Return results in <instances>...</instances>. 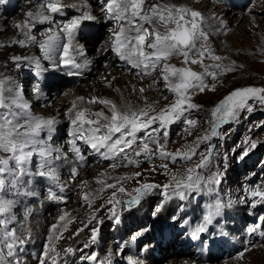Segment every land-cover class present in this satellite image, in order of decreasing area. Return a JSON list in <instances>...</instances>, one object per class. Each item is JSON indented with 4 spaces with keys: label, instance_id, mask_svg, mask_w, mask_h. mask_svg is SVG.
Segmentation results:
<instances>
[{
    "label": "rangeland",
    "instance_id": "rangeland-1",
    "mask_svg": "<svg viewBox=\"0 0 264 264\" xmlns=\"http://www.w3.org/2000/svg\"><path fill=\"white\" fill-rule=\"evenodd\" d=\"M148 1L150 2L148 3ZM228 1L229 0H147L143 3L141 14L150 15L151 8L154 5L159 7L158 9L162 11L168 6H175L173 9L174 14L176 9L183 7L188 10V12L184 14L185 19L191 20L190 11H199L201 17L198 18V23L200 24L201 30L206 33L207 39L201 38L197 43V48H200L201 45H203L206 51L202 58L198 53H195V51L190 52L187 63H185V58L182 54H173L167 59V61L161 60L155 68L157 72L154 74V77H151V74L147 75L143 66L136 68L128 64L127 61H122V63L119 62L120 64L116 66L111 64L110 61L108 64L110 68L119 69L122 65L124 72L129 74L125 79L118 77L120 79L114 86L110 82L111 79L106 82L118 91L119 95L117 96L116 90L113 88L115 96L117 97L115 99L116 101L117 99L119 100V105H123L127 108L125 111H118L130 115L133 112L142 109L147 112L149 116H155L161 110L170 107L176 102L179 97L175 92L166 87V82L163 80L162 69L165 62L174 65L177 68L187 67L191 71L198 73L202 77L204 91L200 92L198 87L190 88L186 93V96L188 97L187 103H194L197 105V108L188 109L186 103L184 105L185 111L180 118L176 119L170 125H166L162 130L160 129L159 121H157L152 125V128L158 129L155 135H151V129L138 132L134 143L127 152V159L125 158L124 160L116 162L102 159L93 164V167L89 170L77 171L76 176H74L73 169L69 170V172H64L61 181L67 187L69 196L71 197L70 199L68 198L66 202L63 201L64 203L61 202L55 207H53L55 204L51 205L52 203H48L45 207L41 206L42 209L36 208L37 210L35 209L36 213L33 214L34 216L32 215L29 217L26 208L17 207V204L20 202L25 203V201L29 199L30 194L27 190L22 192L29 183L36 184L39 187V185L33 181L34 178L30 177L28 174L32 171L38 174L40 171H44L45 174H52L51 176L54 177L56 176L53 173L54 166L51 163H47L43 168H35V165L32 166V164L37 162L35 158L37 153H35L29 159V164L31 163V166L27 167V169L33 167L32 170L26 171L27 173L24 175L22 173L19 181H17L13 174L20 175L19 168H23V165L18 166L14 160L9 159L13 155L12 153L4 152L0 149V158L9 159L8 165H0V167L4 166L11 171L16 170L12 175V172H9V178L6 176L4 177L3 172L0 173V179H4L5 181L3 190H0V198L12 202L10 210L7 212L9 217V219L6 220L9 225L8 230L0 225V255L3 261L2 264H12V261L15 260V258L12 259V257L7 256L8 249L6 244L12 242V240H5L4 233L6 231L14 232L15 236L19 239H23L24 237L29 238L30 236L34 237L36 234L19 230L26 220L27 222L40 220L42 219V215L48 214L49 220H51L49 222H52L54 219H52V217L55 216V213L62 208V206H70L74 202L81 205L80 208L82 207V210L77 212V214L68 216L67 222L65 221V227L59 232L55 243L51 247H48L46 241H43V252L49 250V253L46 254L47 256L59 255L65 250L70 242L75 240L76 237L81 236L77 241L79 244L82 243L81 239L86 236L88 232L91 237L90 233L94 228H91L89 226L90 223H86L84 219L91 215L94 209L82 206L87 200L85 197H89L88 202L86 201L87 204L91 205L90 203H92L95 207H99L98 210H96L97 212L95 215L100 219L95 220V228L97 227L96 230L98 231L97 234L99 235V238H103V249H108L104 248V246L107 243H110L109 239L113 234L112 229L115 220L120 218L123 219L125 227L124 229L120 228L119 232L124 230L123 235H127L131 229L133 231L141 225H148L151 217L155 218L163 215L170 218L172 215L171 213L176 211L178 205H189L188 200L185 201L184 197L189 198L190 196L194 198H207L209 196L211 200L210 203L215 202L212 204H220V214H223L224 212L225 214L217 217L225 216L228 220H234L235 218V221H229L228 224L229 228L238 227L233 229V231L242 230L247 223H254V226L260 225L259 228L264 230V207H259L257 208L258 210H256L254 209L255 205L253 204L254 202H261L264 198H261L260 200L259 196L252 198L251 195V193L256 190L264 191V104L260 103L258 99H250L248 104L252 108L251 112L246 109L240 110L236 117H229L227 120L220 119V112H223L224 109H220V112L216 111L219 102L228 96L233 90L246 87L264 88V0H231V4L229 3L230 1ZM16 2H19V0ZM32 3L35 5L38 2ZM145 3L150 8V13H143L146 7ZM27 5H29L27 9L31 7L30 4ZM224 5L229 6L226 7L228 9V11H226L232 15L230 22L227 24H223L221 21L222 12L225 11ZM22 8L23 7H20L16 13L13 12L6 15V17L10 20L15 19V22L18 21L19 23V20H17L18 15L16 16V14L20 15V13H22ZM235 9H237L238 12H234ZM20 10L21 12H19ZM241 13H244L246 18H243L246 19L248 23L251 21L254 23L249 32L241 29L240 24L242 23V20L237 17L238 14ZM164 14H167L166 11H164ZM57 19L59 21L61 20L59 18ZM141 23H143L144 28H147L149 32V35L145 40V50L151 52L152 49L147 48V45L151 44L154 40V35L152 34L153 30L159 29L163 32L164 24L156 18L153 19L152 23L141 22L138 17L135 18L134 26ZM250 24L248 25L250 26ZM42 25V23H38L33 26V29H39ZM110 25L112 27L116 26L115 24L108 22L104 23L103 27L106 29V27H109ZM176 27L177 24L175 22H170L168 24V28L170 29H175ZM105 34L106 30L104 31V28L102 31L95 33V36L91 40V51L97 52L99 50L98 48L101 46V40L105 37ZM135 35L136 33L133 34V36ZM7 44L8 43L5 45L7 46ZM16 48H21V45ZM21 50H24V48H21ZM12 55L11 60H9V57L7 58L8 64L10 62L13 63L16 59L14 52H12ZM214 56H218L220 59L215 60L212 58ZM192 59H199L201 62L193 64ZM107 61L108 58L101 60V65H106ZM30 62L27 66L24 65L27 71H20L26 79L32 74V71L37 64V61L35 60H30ZM12 71L13 70L11 69V72ZM44 72L49 75H47L45 80V82L48 83L51 75L54 74V71L47 69ZM212 73H215V76H213ZM151 78L158 80L156 87H158L159 95L153 96L152 89L147 87L148 79L151 80ZM87 80L88 78L82 80V82L80 80V82L85 85ZM71 81L72 79L67 80L66 83L68 84ZM177 82L178 78L171 77L167 83L175 84ZM27 83L29 84L28 81L26 84ZM194 83L198 84L199 82ZM4 87L5 83L3 85V88ZM31 87L34 89L36 88L32 85ZM100 87L103 90L105 89V91H103V93L100 92L99 96L105 99L103 94L106 93V90L108 91L111 88H107L104 83H101ZM38 89L39 91H42V88ZM141 89H143V91H141ZM123 91L130 95V101L125 100L123 97ZM61 92L62 89L58 90L57 94ZM28 94L29 93L26 95L29 96ZM51 96H54V94ZM3 97L4 103L7 107H0V116L7 115L9 118H12L10 114L16 113L17 115L15 119L20 125H22L19 131H28V113H24L22 110H12L11 107L16 105L13 103V101L15 102V99L6 97L4 94ZM108 101L112 102V100ZM112 104H103L100 109L86 112V117L93 120L97 119L94 115L95 113H103V116L99 118L100 125H94V127L111 123V119L114 115ZM117 107L118 106L116 105V110ZM41 109L43 110V108ZM33 110L34 112L32 111V115L34 116H38L39 113H41V111L36 108ZM201 112L205 114L206 118H201ZM62 113L63 114H60V117L62 118L51 119L54 121L51 128L41 131L37 138L40 141L42 150L47 151L48 153L50 147L63 143V140H67L68 138V134L67 136L64 135L74 130V126L71 124L70 120L74 119L76 114L70 116L64 112ZM51 115V118L55 116L54 113H51ZM188 120L195 121V123L189 125L186 123ZM30 127L31 126H29V128ZM119 137L120 133L113 134L112 141ZM126 139H132V137L128 136ZM137 143H140V145L135 147ZM144 144H147L149 149L145 154L144 152L141 153V151L144 150ZM252 144H255V147H252ZM28 147L29 148H26V151H31L30 146ZM161 147H163V150L166 153L175 154L179 152L181 153V156H183L184 153H189L190 158L188 160L177 158L173 161L171 156L160 155L159 149ZM67 151H69V148L66 145H62L59 150V155L64 158ZM89 151V148H87L86 153ZM245 151H247V155H243ZM136 153L141 154L136 155ZM242 155L243 158H241ZM203 157H208L207 162L204 167L197 168V165L200 164ZM129 158L131 160L134 158L132 160L133 163H128V160H130ZM13 165L19 167L18 170ZM105 168H108L107 171H104ZM189 169H195V172L192 173V175H198L200 177L201 185L198 190L189 191L184 189L185 195L181 198L175 191H173V188L176 180L187 178L189 175ZM137 173H139V175H137ZM213 180H218L219 182L211 183ZM13 181L16 182L15 185L13 184ZM145 184H151L154 185V187L146 190V193L143 192L139 194V200H142V204L141 202H134L129 205L127 201L133 200V198L137 196L136 189ZM111 185H114V187H111ZM165 185H168L167 189L164 188ZM120 188H123L124 192H120ZM29 189L32 190V188ZM158 189L164 190L165 194H167L166 196L170 197L173 195L174 197V202H171L172 207L169 210H166L167 212L160 210L161 206L164 207L165 196L162 197L161 195L154 194V191ZM40 192L43 194L42 190L39 189V192L32 195H35L33 196L35 201H40L42 203ZM114 192L116 193L115 200L113 203H109ZM146 195L147 197L150 195L148 201L147 197L145 198ZM42 198H44V196H42ZM245 201H248V203L240 206L235 204L244 203ZM193 203L195 204V202ZM193 203H191L192 208L195 207ZM197 204L200 205L199 202H197ZM47 205L50 207L47 208ZM231 206L235 207L237 212L236 210L234 211ZM195 210H197V208H195ZM178 212L181 213V210H178ZM235 213H237L240 218H238ZM143 215L147 216L143 217ZM184 215H187V212ZM132 216L134 218L137 217L139 221H133ZM158 219L156 223H159L160 219ZM181 219V217H178L179 221H181ZM203 219H205V217H203ZM202 220L198 222V224H200ZM67 223L70 226H68ZM179 223L180 222H178V224ZM147 225L146 228L148 227ZM230 225H232V227H230ZM118 227L119 226L116 227L115 231L118 230ZM119 232H115V235L113 234L114 238ZM139 233L140 231H138V234ZM240 240H242V238ZM241 243H243V241ZM250 243H252L250 244V247L247 246L246 248L242 247L240 250L237 249L228 257L226 255H219L217 258H212L209 261L199 260V263L242 264L246 261H250V264H264V260L261 262L258 260L252 261L261 248V252H264V246L259 248L256 246L257 249L255 247V242ZM116 244L117 245L114 247L113 251L117 250V246L119 248L118 241H116ZM89 245L87 247L88 249L92 246L89 247ZM252 245L253 247H251ZM93 250L94 248L92 251ZM167 251L168 252H163L161 254L157 264H167L168 259L166 258L169 255L173 254L176 256L174 252ZM182 251L183 252L179 253L180 255L176 256L177 259L190 256L192 253L188 248ZM243 251L245 252L243 255L247 257H244L243 255H240V258L234 257L239 252L242 254ZM187 253H189V255H187ZM231 256H233V261L230 260ZM239 260L240 262L238 263Z\"/></svg>",
    "mask_w": 264,
    "mask_h": 264
},
{
    "label": "bare ground",
    "instance_id": "bare-ground-1",
    "mask_svg": "<svg viewBox=\"0 0 264 264\" xmlns=\"http://www.w3.org/2000/svg\"><path fill=\"white\" fill-rule=\"evenodd\" d=\"M145 1L147 0H144V2ZM25 2H27V0H23L21 3H19V5H23ZM32 2H37V1L28 0V4H30L32 8L30 7L27 9L29 5H25L21 9L22 13H20V15L16 14V16L18 15L17 20H19V23L18 21L15 22V19L13 20L8 19L6 15H9V13H0V78L1 80H4V83H5V87L3 88V94L6 97L15 99L14 103L16 105L11 107L12 110L16 109L19 111L22 110L24 113L27 112L29 123L36 121V120H40V119H43V120L61 119L62 117H60V114H63L62 112L70 116H73L74 114H76L78 111H81V110H86V112H92L93 110L100 109L102 107L103 103L99 102L102 100H112L115 108H116V105L118 106L117 110L125 111L127 108L124 107L122 104H121L122 106H120L118 99L116 101L115 98L117 97L115 96V91H114L115 88L112 87V85L114 86L120 78L121 79L127 78L129 74L127 72H124L122 65L120 66L121 68L119 69H113V68H110L108 64L110 61H111V64H114L116 66L120 64L119 62L122 63V61H120L118 57H116L115 54L111 52L109 49L111 48V41L113 39L112 34L115 31L119 30L120 24L126 25V21L117 22L115 20H111V21L108 20V13L105 9L107 0H103V3L98 2V0H58L57 2H55V3H58L60 6V11H58L57 13H52L51 10L48 8V5H43L41 3H37L34 5V3ZM149 2L150 1H148V3ZM226 7H229V6L224 5L225 11L222 12V17H221V21L223 22V24H227L228 22H230L231 20L230 18L232 16L231 14L227 12L228 9ZM19 9L20 8H17L13 12L16 13ZM21 10L19 12H21ZM30 11L33 13L32 17L27 16V13ZM149 11H150V8L146 5L145 11L143 13H150ZM235 11L238 12L237 9H235L234 12ZM84 16H91L92 18L91 19H81L79 26L74 30L72 38L71 40H69L67 33H64L62 31L63 25L68 23L73 18H77V17L82 18ZM43 17H47V19H44ZM237 17L242 20V23L240 24L241 29L242 30L244 29L247 32H249V30L252 29L251 27H253L254 23H252V21L250 22L251 24L248 23L246 19L243 18L245 17L244 13L238 14ZM57 18L61 20L59 21ZM26 21L30 27H25ZM108 22L113 23L116 26L112 27L110 25L109 27H106L105 29V27H103V24L108 23ZM38 23H42L43 25L39 27V29H33V26ZM248 24H250V26ZM17 25H20L21 27L18 28ZM91 26H96L97 33L98 31H102L103 28H104V31L106 30L105 37L101 40L102 41L101 46L98 48L99 50L97 52L91 51V48H92L91 40L95 36V34H93L89 38H85L81 35L82 27H91ZM134 33L135 32H132L131 35H133ZM49 36L55 37V39L51 42V47H49V43H48ZM29 37H31V39H29ZM19 40L25 41V44L21 46V48H24L25 51L21 50V48H16L17 46L20 47V44L18 43ZM6 43H8L7 46L5 45ZM65 43L69 44V57L72 58L73 63L80 65V68L74 71H67L66 70L67 66H72V65H64L62 62L63 44ZM12 52H14L15 58L18 57L19 59L18 60L15 59L13 63L10 62L8 64L7 58L9 57V60H11L13 56ZM9 53H10V56H9ZM105 58H108L106 65H103V64L101 65V60ZM30 60H35L38 62L39 68L37 69L40 70L41 73H44V75H41V77H44L45 80L48 74L45 73L44 71L47 69L54 71V74L51 75L50 77V81H48V83L45 82V85L42 87V91H36L37 88L34 89L31 87V84H28V83L26 84L29 77H27L26 79L23 73H20V71H24V70L27 71L24 65L27 66ZM11 69L13 70L12 72H11ZM156 72H157L156 69L149 68L147 70V75H149L150 73L152 75L151 77H154V74H156ZM86 78H88V80L86 84L83 85L84 83H81V82L82 80ZM55 79H57V82L55 81ZM68 79H73V82L71 81L70 83L67 84L66 81ZM109 79H111L110 82L112 83V85H108L106 83ZM157 82L158 80L156 79L155 80L152 78L151 80L148 79L147 87L152 89L153 96L159 95L158 87H156ZM101 83H104L107 88L109 87L111 88L108 91L106 90V93L103 94L105 96V99L99 96L100 92L103 93V91H105V89L104 90L101 89L100 87ZM61 89H62V92L57 94L58 90H61ZM27 93H29L28 94L29 96L26 95ZM116 93L118 96L119 93L117 90H116ZM52 94H54V96H51ZM123 97L125 98L126 101H130L129 100L130 95L124 91H123ZM93 98H97V102H92ZM20 105H27V108L19 107ZM105 105H108V104H105ZM34 108L41 111V113H39L38 116L32 115V111L34 112L33 110ZM41 108H43V110ZM51 113L55 114L53 118H51L52 116ZM44 130H48V128L41 129V131H44ZM78 139L77 141H79ZM83 143L84 142L78 143V145L81 146L82 149H83ZM62 145L63 143H61L60 145H54L50 147L49 153L47 152V155H41L42 148L40 146V143L37 144L35 147L29 145L31 151H33L34 153H37L36 154L37 156H35V158L37 161L36 163L38 164L35 163V164H32V166L35 165V168H38V167H41V165L45 167L47 163L53 164L54 166L53 173L56 175V177L60 181L62 180V176H64L63 175L64 172H69V169H73V172H76L78 170L85 171V170L91 169L93 167V164L97 162L96 160H91L90 164H88L87 166L79 167L78 161L76 160V156L74 155V153L67 152V154L65 153L66 155H64V158L59 155V150L61 149ZM90 152L91 151H89L88 153ZM29 162L30 161H28L26 164H23V168H19L13 165L17 170L19 168L20 175H17L14 173L16 170L11 171L9 168H5L3 166L5 168V171L3 172L4 177L6 176L7 178H9L10 177L9 172L11 171L12 172L11 175L14 173L13 176L15 177L17 181H19V178L22 176V173L24 175L27 173L26 171L32 170L33 167L24 169V167L31 166L30 165L31 163L29 164ZM107 169L108 168H105L104 171H107ZM29 188H32V190H30ZM25 190H27L30 196H33L32 194L39 192V187L36 184L29 183L22 192H24ZM154 194L161 195L162 197L165 196V202H164L165 204L163 205L164 207L161 206L160 210L166 211L172 207L171 202H174L173 195L170 197L166 196L167 194H165V191L161 189L154 191ZM148 196L150 197V195ZM146 197L147 195L145 196V198ZM149 197H147V201ZM32 198H30L29 201L24 200L25 203L20 202L19 204H17V207H21V208L24 207L27 209V212L30 211L29 217H31L34 213H36L34 210H32L33 206L37 208L41 207L39 205V202L33 200ZM88 198H85L87 199L86 200L87 202H88ZM259 198L261 200V197ZM55 200H60L62 202L64 201V199H59L57 197H45L42 201V205L43 204L46 205L48 203H54ZM86 201L83 203L82 206H86L87 208H92L94 210H93V213L85 217L84 220L86 223H90L89 226L91 228H94L96 230L97 227L95 228L96 226L95 220L100 219V218H98V216L95 214L97 212L96 210H98L99 207H95L92 203H90L91 205H89L86 203ZM140 202L142 204V200ZM247 203L248 201H245L244 203H238V204L235 203V204L240 206V205L247 204ZM253 204L255 205L254 209H257L259 207L260 208L264 207V199L261 202H254ZM215 205L216 204L211 205V212H210L211 221L213 223H215L216 221L214 219V216L217 215V209L215 208ZM80 206L81 205H78L75 202L72 203L70 206H65V207L62 206V208H60L55 213V216L52 217V219L54 218L52 222H49L51 220H49L48 214L42 215V219L40 220H32L30 222H27L26 220L24 224L21 226V228H19V230L22 232L26 231L28 233L36 234L37 237H35L34 245H36L37 241H40V244L43 241H46V244L48 245V247H51L55 243L56 237L59 234V232L65 227V224H66L65 221L67 222L68 216H72L74 214H77V212L81 211L82 207L80 208ZM232 208L234 211L236 210L237 212V209L235 207H232ZM238 211H239V208H238ZM62 215L65 216V219L59 220V217H61ZM220 215H223V214H220ZM235 215L238 218H240L237 215V213H235ZM133 216H132L133 221L138 220L137 217L134 218ZM145 216L147 215H143V217ZM206 216L207 215H204V217ZM226 222H227L226 229L230 230L233 228H237V227L229 228V225H228L229 221L226 220ZM167 224L176 225L177 230L178 228H180V223L178 225V222L175 220H171L167 222ZM53 225H56L55 229L52 228ZM192 225L196 229L200 226H204L206 229L209 227H212L208 223H205V219H203L200 224H198V222L197 223L192 222ZM253 225L254 223L248 224L244 228L243 232L241 233L246 234V238H250V239L253 238V241L256 243L255 247L257 246L259 248L261 246H264V241H263L264 235H261V233L264 232V230L258 228L256 231L250 233L248 229L252 228ZM68 226L70 225L68 224ZM142 227H144V225L137 227L140 229H137V228L134 229L131 232V234H129V236L138 237V236L148 234L146 229ZM230 227H232V225H230ZM119 231L120 230H118V232ZM138 231H140L139 234H138ZM92 232L90 233L91 237L88 232V234L81 239L82 243L79 244L77 242L78 239L81 238V236L76 237L75 240H73L70 243V246L73 249L74 253H76L77 255H82L83 260L86 257H88V255L90 254V249L87 248L88 245L89 244L95 245V244H98L99 241L101 242L103 240L102 237H100V239L98 238L99 237L98 234H96L95 238L93 239ZM96 232L98 233L97 230ZM238 235L239 234H236L235 237ZM31 237L32 236H30V238L26 237V239L28 240L33 239ZM109 241L110 243H107L104 246V248H108V249H103V246L97 247V251H93L92 253V255L95 254L96 261L98 264H129L130 260L137 261V264H157L158 263V261L150 262L148 259L138 260L135 257L125 253L124 249L122 250L118 249L116 251H113L116 245L113 235L111 236ZM147 241L149 242L150 240H147ZM144 243H146V241ZM150 244L153 245V243H150ZM178 244L180 248L176 247L178 251L177 250L174 251L176 256L180 255L179 253L183 252L182 250H186L187 248L192 253L190 254V256H186L181 259L180 258L177 259L176 256L171 254L166 258L168 259L167 264H201L199 263L200 259L196 256V253L193 252L192 249L190 248L191 246L189 247L188 245H186V239L179 241ZM248 246L250 247V245ZM251 247H253V245ZM261 249L252 261L258 260L259 262H261L264 260V252H261ZM45 253H49V250H47L46 252H43L42 254L40 253L39 254L40 257H47V258L50 257V256H46ZM62 253H65L66 260H69L71 256H73L72 252H69V251H63ZM244 253H245L244 251L242 252V254L240 252V254H237L234 257L240 258L241 257L240 255H243ZM229 254L227 256H229ZM187 255H189V253H187ZM244 257H247V256H244ZM0 260H2L1 255H0ZM230 260L233 261V256L230 257ZM246 260H249V259H246ZM239 262L240 260L238 261V263ZM249 262L250 261H246L245 263H242V264H250ZM26 264H29V263H26ZM228 264H231V263H228ZM234 264H237V263H234Z\"/></svg>",
    "mask_w": 264,
    "mask_h": 264
},
{
    "label": "snow or ice",
    "instance_id": "snow-or-ice-1",
    "mask_svg": "<svg viewBox=\"0 0 264 264\" xmlns=\"http://www.w3.org/2000/svg\"><path fill=\"white\" fill-rule=\"evenodd\" d=\"M98 2L103 3V0H98ZM144 3V0H107L105 9L108 13V20L126 21L125 24L119 25V30L115 31L112 36L111 52L115 54L120 61H127L128 64L133 67L139 68L143 66V69L147 72L149 68L155 69L161 60L167 61V59L173 54L180 53L185 58V63L189 59V53L195 51L202 58L205 55L206 49L201 45L200 48H197L198 41L207 39L206 33L201 30L200 24L198 23V18L201 17L199 11H191L190 16L191 20H186L185 15L188 10L180 7L175 10V6H168L164 11L158 9L157 6H152L151 14H141V7ZM48 8L52 13H57L60 11V6L58 3H50ZM28 17H32L33 13L30 11L27 13ZM139 18L141 22L152 23L153 19L156 18L158 21L163 22L164 31L161 32L159 29L153 30L154 40L151 44L147 45V48L152 49L151 52L145 50V40L149 35L148 29L144 28L143 23L134 25L135 18ZM47 19V17H43ZM91 16H84L82 18L77 17L71 19L68 23L63 25L62 31L67 33L69 40H71L74 30L79 26L81 19H91ZM170 22H175L177 27L175 29L168 28ZM17 27H21L17 25ZM25 27H30L25 22ZM132 32H135L136 35H131ZM31 39V37H29ZM55 39L54 36L48 37L49 47H51V42ZM134 41V43H133ZM18 43L23 46L25 44L24 40H19ZM215 60H219L220 57H212ZM19 59L18 57L16 58ZM62 62L64 65H72L75 68H80L79 64H74L72 58L69 57V44H63V58ZM199 59H192V63H200ZM90 63V62H88ZM163 80L166 82V87L171 91L175 92L179 97L175 103L170 107L161 110L155 116H149L144 110L133 112L132 114H123L115 109L114 104L108 100L99 101L103 104H112V110L114 115L111 119V123L94 127V125L99 124V118L103 116L102 112L95 113L97 117L96 120L89 119L86 117V110L78 111L74 119H71L70 122L74 126L72 135L74 137H79L86 144H88L92 149L100 152L102 148L107 149V151L101 153L102 158H115L120 153L124 151L125 148H130L135 141L136 134L141 130L151 129V135H155L158 129L152 128L157 121H159L160 129L162 130L166 125H170L176 119H179L180 116L185 111L184 105L187 103L188 97L186 96L187 91L190 88L198 87L200 92L204 91V86L202 82V77L195 71H191L187 67H175L168 63L163 64ZM150 74V73H149ZM215 76V73H212ZM171 77L178 78V82L175 84L167 83ZM194 82H199L198 84ZM3 85L4 80H0V107H7L4 103L3 97ZM36 91H39L37 88ZM143 91V89H141ZM250 99H258L260 103L264 104V88H255V87H246L241 89L233 90L228 96H226L216 107V111L220 112V109H224L223 112H220V119L227 120L229 117H236L240 110L246 109L251 112L252 108L248 104ZM92 102H97V98H93ZM14 103V101H13ZM19 107L27 108V105H20ZM188 109H195L197 105L194 103H187ZM215 114V113H214ZM12 118H9L7 115L0 116V149L4 152H10L13 155L9 158L14 160L18 166L26 164L29 159L35 154L33 151H26L29 145L35 147L40 141L37 139L39 137L40 131L42 128H51V125L54 123L51 119L47 120H36L28 124V131H19L22 127L15 117L16 113L10 114ZM187 124L192 125L195 121L188 120ZM100 125V124H99ZM29 126H31L29 128ZM87 126V127H86ZM115 133H120V137L114 142L112 141V136ZM131 136L132 139H126V137ZM206 139V137H205ZM199 142V141H198ZM75 144V142H74ZM123 146V147H121ZM255 147V144L251 145ZM73 151L76 153L78 159H82V153L78 147H73ZM149 151L148 145L144 144V150L141 152L147 153ZM141 153H136L140 155ZM41 155H47V151L42 150ZM161 156H171L172 160L175 161L177 158H183L188 160L190 158L189 153H184L181 156V153L177 152L175 154L166 153L163 150V147L160 148ZM247 155V151L243 153ZM243 155L241 158H243ZM127 158V157H125ZM9 159L0 158V165H8ZM208 157H203L197 168L204 167L207 162ZM128 163H133L132 160H128ZM43 167V165H41ZM5 168L0 167V173L4 172ZM189 175L186 179L176 180L173 191L176 192L181 198L185 195L184 189L189 191L198 190L201 185V179L198 175H192L195 172V169L188 170ZM45 172L40 171L39 175L44 176ZM139 175V173H137ZM176 179V178H174ZM218 180H213L211 183H218ZM15 181L13 184L15 185ZM5 185L4 179H0V190H3ZM114 187V185H111ZM154 185L145 184L140 188L136 189L137 196L133 200L127 201L129 205L134 202H139V194L145 192L148 189L153 188ZM165 189L168 188V185L164 186ZM120 192H124L123 188L119 189ZM253 197L259 196L264 198V192L253 191L251 193ZM116 193H113L112 198H110L109 203H113L115 200ZM87 198V197H85ZM12 202L0 198V214L7 213L10 210ZM221 207L220 204L215 205V208L218 210ZM114 213V209H113ZM65 216L59 217V220H64ZM211 222V213L205 217V223ZM7 222L5 220H0V225H5ZM260 225L249 228L248 231H256ZM53 229L56 228V225L52 226ZM206 231L204 226H200L193 233V236H196L199 233ZM97 232L94 229L92 232L93 239L95 238ZM264 235V232L261 233ZM5 240L11 239L12 242L7 243L6 247L8 249L7 256H14V247L17 242V237L14 232L6 231L4 233ZM135 239V237H133ZM23 243V241H19ZM47 254V253H45ZM89 259L95 260V256L90 257ZM2 264V260H0ZM129 264H137V261L130 260Z\"/></svg>",
    "mask_w": 264,
    "mask_h": 264
},
{
    "label": "trees",
    "instance_id": "trees-1",
    "mask_svg": "<svg viewBox=\"0 0 264 264\" xmlns=\"http://www.w3.org/2000/svg\"><path fill=\"white\" fill-rule=\"evenodd\" d=\"M201 111H203V110H201ZM203 112H204V111H203ZM201 118H202V119L206 118V117H205V114H203L202 112H201ZM205 124H206V122H205ZM205 124H204V125H205Z\"/></svg>",
    "mask_w": 264,
    "mask_h": 264
}]
</instances>
